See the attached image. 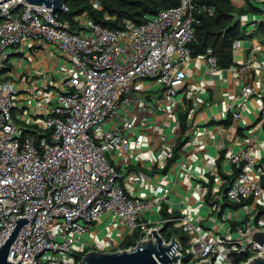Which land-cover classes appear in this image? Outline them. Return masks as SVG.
I'll return each instance as SVG.
<instances>
[{"label": "built area", "instance_id": "obj_1", "mask_svg": "<svg viewBox=\"0 0 264 264\" xmlns=\"http://www.w3.org/2000/svg\"><path fill=\"white\" fill-rule=\"evenodd\" d=\"M249 1L262 10L264 23V0ZM232 2L242 6L246 0ZM68 9L66 3L54 11L27 0H0V247L16 220L27 217L8 254V260L21 264H78L86 252L95 250L89 235L102 222L122 226L124 238L139 229L136 244L154 238L152 229L161 233L162 220L143 216L151 210L150 201L128 192L110 157L118 150L129 151L131 137L137 135L135 120L153 110L148 90L176 97L185 86L184 63L191 56L195 24L200 14H213L215 5L180 0L156 14H145L142 22L126 18L116 29L95 22L86 12L75 17L73 26L61 15ZM249 14L237 19L245 25ZM240 41L234 42L233 50ZM24 45L35 51L49 45L50 54L62 53L70 63L51 83L34 89L42 117L34 130L16 120L20 87L7 63L10 50ZM203 56L210 72L219 67L214 56ZM145 81L150 85L140 86ZM253 92L251 84L241 86L240 102L246 103ZM232 114L241 117L239 110ZM255 146L249 141L226 155L235 175L224 196L233 205L264 196L255 174ZM168 220L189 236L187 246L177 238L180 246L175 253L181 255L177 264H251L253 258L264 257V245L253 239L264 225L256 226L252 218L237 229L234 239L222 240L230 247L222 262L216 261L220 241L205 238L189 215ZM234 243L237 249L232 248ZM121 249L115 245L111 251ZM232 251L250 255L237 263ZM184 254L190 257L186 263Z\"/></svg>", "mask_w": 264, "mask_h": 264}, {"label": "crops", "instance_id": "obj_2", "mask_svg": "<svg viewBox=\"0 0 264 264\" xmlns=\"http://www.w3.org/2000/svg\"><path fill=\"white\" fill-rule=\"evenodd\" d=\"M261 18V12L249 14L245 22L248 36L233 50L229 66L210 72L204 54L191 55L184 63L186 84L176 97L162 90L147 91L153 110L143 120H135L137 135L131 137L129 151L118 150L110 157L122 172L121 183L128 192L150 201L151 210L143 214L146 219L164 222L187 214L209 231L202 229L205 238L218 241L234 239L237 229L251 218L256 226L264 225V199L236 206L224 196L229 182L226 175L232 174L226 155L249 141L256 143L255 174L264 186V40L251 32ZM251 24L255 25L250 31ZM37 49L15 46L7 62L20 87L16 120L33 130L41 117L34 89L51 83L62 67L70 66L62 53L50 54L49 45ZM25 54L24 60H14L13 56ZM245 84H251L254 92L241 103L239 89ZM235 110L240 111V118H233ZM164 203L171 215L168 218L162 214ZM242 208L244 213L237 210ZM123 232L122 226L102 222L90 232L91 249L111 250L121 245Z\"/></svg>", "mask_w": 264, "mask_h": 264}, {"label": "trees", "instance_id": "obj_3", "mask_svg": "<svg viewBox=\"0 0 264 264\" xmlns=\"http://www.w3.org/2000/svg\"><path fill=\"white\" fill-rule=\"evenodd\" d=\"M204 2L215 5L213 14H200L199 22L196 25L195 39L189 43L191 55L210 54L217 59L219 67H227L233 61V44L238 39L247 37L245 25L237 19L238 14L260 13L262 10L249 0H246L242 6L235 5L232 0H203ZM180 0H67L68 11H61L64 18H68L73 26H77L75 17L86 12L88 17L103 26L116 29L121 28L123 20L126 18L136 22H142L145 14H156L159 10L177 5ZM100 5V6H99ZM252 34L257 35L264 40V23L262 21L256 24ZM181 141L175 146L177 152ZM231 175H226L231 181ZM212 177V176H210ZM228 182V183H229ZM228 185V184H227ZM252 199H244L235 205L248 203ZM162 214L168 218L166 204L162 205ZM177 215L176 213H174ZM235 225V222H233ZM161 234L165 240L172 237L178 238L183 246L188 245V234L180 226H176L173 221L165 220L162 223ZM141 237L139 229L133 230L122 241L121 247L127 248L136 244ZM250 252L232 251L235 262H240L249 257ZM82 252L77 254L78 259ZM189 256H183V263L189 260Z\"/></svg>", "mask_w": 264, "mask_h": 264}, {"label": "water", "instance_id": "obj_4", "mask_svg": "<svg viewBox=\"0 0 264 264\" xmlns=\"http://www.w3.org/2000/svg\"><path fill=\"white\" fill-rule=\"evenodd\" d=\"M27 1L35 4H45L52 7L54 11H60L67 2V0ZM28 220L27 217H20L16 220L17 224L0 247V264H21L20 260L18 262L8 260V254L20 226ZM151 231H153L154 238L140 242L131 248L114 251L90 250L82 256L78 264H177L178 259L181 258L180 254L175 253L180 246L177 238L172 237L166 241L159 231L156 229ZM253 239L264 245V230L254 232ZM201 264L208 263L202 262ZM251 264H264V257L253 258Z\"/></svg>", "mask_w": 264, "mask_h": 264}, {"label": "rangeland", "instance_id": "obj_5", "mask_svg": "<svg viewBox=\"0 0 264 264\" xmlns=\"http://www.w3.org/2000/svg\"><path fill=\"white\" fill-rule=\"evenodd\" d=\"M254 25L255 24H251L250 26H249V28H250V31L254 28ZM28 52V51H27ZM27 54H25V55H15V56H13L14 57V60L15 61H18V60H24V56H26ZM63 70V69H62ZM62 72L60 71V72H58V75H60ZM148 82V81H147ZM144 83H146V81L145 82H140V86L141 85H143ZM54 89L52 88L50 91L52 92ZM42 119V117H39V120H41ZM262 199H264V197H262L261 198V200ZM239 212L240 211H242L243 213L246 211V209H237ZM198 226L201 228V229H203L202 228V226L201 225H199L198 224ZM53 229H54V231L55 232H57L58 230H59V225H56V226H54L53 227ZM203 231H204V229H203ZM207 233V232H209L208 230L207 231H204V233ZM102 236H103V234H102ZM220 241V244H219V248H220V253L218 254V256H217V259H216V261L217 262H222L223 261V259H224V256L226 255V253L230 250V247H229V245L227 244V243H224L222 240H219ZM232 248L233 249H237L238 248V245L237 244H233L232 245ZM104 251H111V250H104ZM51 255H53V253L51 252Z\"/></svg>", "mask_w": 264, "mask_h": 264}]
</instances>
